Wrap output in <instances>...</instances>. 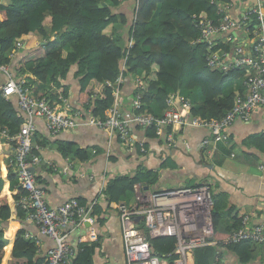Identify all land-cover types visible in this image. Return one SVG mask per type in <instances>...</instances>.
I'll use <instances>...</instances> for the list:
<instances>
[{"label":"trees","instance_id":"16d2710c","mask_svg":"<svg viewBox=\"0 0 264 264\" xmlns=\"http://www.w3.org/2000/svg\"><path fill=\"white\" fill-rule=\"evenodd\" d=\"M122 2L9 0V4H0V64L10 65L15 76L23 78L37 97H45L53 104L62 103L61 96L69 98L71 86L66 80L74 68L83 117L90 113L95 118L106 119L115 99L113 84L121 74L144 79L146 88L141 98V112H162L167 108L170 95L179 91L193 101L191 115L194 116L219 118L234 106L245 89L226 91L227 85L245 78L248 73L241 69L226 73L210 67L206 59L208 43L197 42L201 35L199 19L208 18L219 24L223 17L220 8L230 0H138L128 29L127 43L133 41L130 46H126L118 33L121 26L128 24V18L114 12ZM257 22L254 17L247 25L249 31ZM37 34L43 36L45 43L36 46ZM17 42L23 43L24 52L20 55L18 51L12 58ZM221 43L218 41L214 49H230L229 45ZM123 61L124 71L121 69ZM24 121L18 102L5 97L0 89V131L17 135ZM145 131L150 138L159 135L154 126ZM249 139L264 153V134H254ZM5 140L0 136V264H46V257H39L37 239L28 235L25 226L30 210L25 209L21 201L28 192L11 164V147L17 142L5 145ZM55 142L65 157L80 161L92 157L88 148H79L73 142ZM33 143L32 154L40 155V149L49 141L36 133ZM159 176L158 171L141 165L132 173L111 178L103 191L107 207L95 204L92 209L97 223L105 224L103 216L113 204L130 206L129 200L135 199L136 183L155 190ZM184 186L188 185L179 187ZM164 189L166 187L160 190ZM78 200L87 205L85 199ZM246 215L244 208L229 205L225 192L214 193L213 224L217 243L196 249L195 264H224L225 250L235 253L242 264L255 260L264 243L251 240L224 243L242 226ZM101 241L100 237L97 242L79 243L70 264H93ZM150 242L161 255L173 252L176 245L174 237L150 238Z\"/></svg>","mask_w":264,"mask_h":264},{"label":"built area","instance_id":"2783aa9c","mask_svg":"<svg viewBox=\"0 0 264 264\" xmlns=\"http://www.w3.org/2000/svg\"><path fill=\"white\" fill-rule=\"evenodd\" d=\"M223 17L219 24L211 19H199L201 35L197 42L208 43V65L228 73L241 69L248 73L242 78L244 94L237 98L234 106L219 118H203L191 115L193 101L191 98L172 93L167 99V108L160 113L141 112V98L146 88L144 79L135 76V93L130 109H125L120 102L121 88L125 76L121 74L114 85V103L107 112L106 119L95 118L89 113V121L100 128L116 135L126 147H138L148 154L149 149L143 140L138 139L132 128L145 131L153 127L160 134L162 130H183L188 126L203 127L210 137L203 140L207 152L213 153L220 144L231 141V128L237 120L249 121L255 111L264 109V0H255L247 6L239 18L232 17L225 7L220 8ZM256 17L258 22L252 31L247 25ZM240 34V36H239ZM218 41L229 45V50L221 47L214 49ZM23 43L17 42L11 53L15 57ZM125 70V63L121 66ZM6 81L0 87L7 98L16 97L18 107L25 117L17 135H10L6 130L0 131L6 145L16 140L11 147L13 158L11 164L18 174V179L28 195L21 201L23 207L30 210L26 221L37 224L40 232L54 241L46 254V264H70L77 254L78 246L70 241L72 229L84 227L86 223L96 220L92 214L94 202L82 205L77 198H71L59 207L51 206L46 199V191L38 183L36 169L41 164L40 155L32 154L34 138L37 131L36 118H43L51 134H58L74 127L77 122L71 115L67 98L61 96L62 103H51L45 97H37L26 86L23 78L18 79L8 64H0ZM78 116L84 112L78 111ZM168 139H173V132ZM38 148V146H36ZM145 190L140 183L134 185V206L122 203L119 206L123 225V238L126 249L127 264H194L195 250L214 245L213 208L214 192L209 184L184 186L160 190ZM143 219L135 221L136 217ZM250 216L246 215L242 226L224 243H237L251 240L264 243V223L251 225ZM81 229V228H80ZM29 236L30 233H28ZM34 237V236H33ZM174 237L176 245L173 252L166 255L158 253L150 238ZM214 237L213 240H210ZM96 240V232L91 233ZM85 242L81 235L79 243ZM78 243V245H79Z\"/></svg>","mask_w":264,"mask_h":264},{"label":"crops","instance_id":"0c3cea01","mask_svg":"<svg viewBox=\"0 0 264 264\" xmlns=\"http://www.w3.org/2000/svg\"><path fill=\"white\" fill-rule=\"evenodd\" d=\"M254 1L230 0L223 7L232 17L239 18L243 10L253 5ZM0 4H9V0H0ZM137 6L138 0H123L114 9L118 15H126L128 18V24L118 29L125 44ZM42 37L37 34L36 46L45 43L46 40ZM132 44L133 41L130 40L126 46ZM22 49H19L20 55L24 52ZM74 72L73 68L66 80L71 86L67 104L72 109L71 115L77 124L58 134H51L43 118L35 119L36 133L49 141L47 146L40 149L42 161L35 171L38 183L44 187L46 199L51 206L59 207L69 199L77 198L85 199L87 204L94 202V205L101 204L106 208L103 191L108 181L117 175L132 173L142 165L160 173L156 188L158 185L160 188H177L182 184H209L214 193L222 191L227 194L230 206L244 208L250 216L251 225L264 223V153L249 139L254 134H264V109L255 111L249 121L237 120L231 128V141L220 144L213 153L207 152L208 149L203 145V140L210 137L209 131L203 127L188 126L175 131L166 128L155 138L147 137L146 131L133 127L132 133L143 140L149 149L148 154H144L140 148L126 147L116 135L91 123L88 113L84 117V114L78 116V111H81L77 98L79 84L74 80ZM5 81L6 76L0 70V87ZM242 85L240 79L233 80L227 85L226 91L240 89ZM134 93L135 77H125L120 93L123 108L130 109ZM176 93L184 95L180 91ZM12 100L17 104L16 97H12ZM171 131L173 139L169 140ZM56 140L73 142L79 148H88L92 157L85 161L65 157L56 146ZM128 204L134 206L135 199L129 200ZM112 207L103 216L106 219L104 225L101 226L95 220L94 223H86L81 229L71 230L70 241L75 246H78L81 235L85 242H97L101 237V245L96 248L93 256V264H127L119 207L116 204ZM227 221L230 222V219L227 218ZM25 222L28 233L38 241L39 257H46L54 241L42 234L36 223ZM92 232L97 233L98 239L91 238ZM13 240L11 235L10 244ZM223 262L242 264L235 253L226 250L223 253ZM248 264H264V244L255 260Z\"/></svg>","mask_w":264,"mask_h":264},{"label":"water","instance_id":"95a60500","mask_svg":"<svg viewBox=\"0 0 264 264\" xmlns=\"http://www.w3.org/2000/svg\"><path fill=\"white\" fill-rule=\"evenodd\" d=\"M33 170H35L34 168H32ZM158 188H160L159 187V185H158ZM144 189L145 190H148L149 189V186H144ZM140 219H143V217L142 216H139V217H136V219H134L135 221H139ZM214 239V237H211L210 238V240H213Z\"/></svg>","mask_w":264,"mask_h":264},{"label":"rangeland","instance_id":"374dc122","mask_svg":"<svg viewBox=\"0 0 264 264\" xmlns=\"http://www.w3.org/2000/svg\"><path fill=\"white\" fill-rule=\"evenodd\" d=\"M194 97H197V95H194ZM193 187V186H192Z\"/></svg>","mask_w":264,"mask_h":264}]
</instances>
